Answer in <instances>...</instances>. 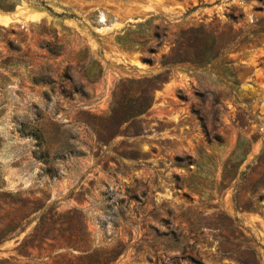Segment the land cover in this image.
<instances>
[{
    "label": "rangeland",
    "instance_id": "1",
    "mask_svg": "<svg viewBox=\"0 0 264 264\" xmlns=\"http://www.w3.org/2000/svg\"><path fill=\"white\" fill-rule=\"evenodd\" d=\"M0 264H264V0H0Z\"/></svg>",
    "mask_w": 264,
    "mask_h": 264
}]
</instances>
